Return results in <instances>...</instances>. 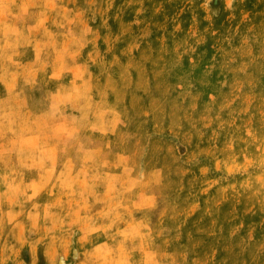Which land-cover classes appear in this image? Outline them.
Listing matches in <instances>:
<instances>
[{
  "label": "rangeland",
  "instance_id": "1",
  "mask_svg": "<svg viewBox=\"0 0 264 264\" xmlns=\"http://www.w3.org/2000/svg\"><path fill=\"white\" fill-rule=\"evenodd\" d=\"M0 264H264V0H0Z\"/></svg>",
  "mask_w": 264,
  "mask_h": 264
}]
</instances>
